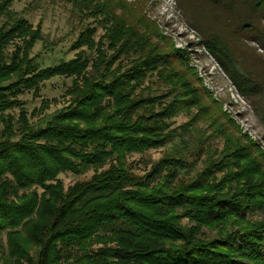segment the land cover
<instances>
[{
  "label": "trees",
  "instance_id": "16d2710c",
  "mask_svg": "<svg viewBox=\"0 0 264 264\" xmlns=\"http://www.w3.org/2000/svg\"><path fill=\"white\" fill-rule=\"evenodd\" d=\"M176 1L233 84L262 101L264 75L248 69L238 50L262 58L249 46L264 53V0ZM67 2L81 20L96 22L73 42L96 47L94 56L39 68L30 52L40 29L10 9L12 0H0L1 264H264V153L210 99L186 53L141 2ZM53 77L73 78L70 99L43 127L29 126L22 109L15 121L5 117L21 105V90ZM150 77L165 93L144 87ZM210 106L227 125L209 116ZM192 109L195 119L219 122L210 137L222 139L220 149L196 151L200 170L179 151L142 176L128 169V156L178 136L183 142L170 119ZM104 166L63 193L58 175Z\"/></svg>",
  "mask_w": 264,
  "mask_h": 264
},
{
  "label": "rangeland",
  "instance_id": "374dc122",
  "mask_svg": "<svg viewBox=\"0 0 264 264\" xmlns=\"http://www.w3.org/2000/svg\"><path fill=\"white\" fill-rule=\"evenodd\" d=\"M127 2H141L144 11L155 21L163 35L171 38L174 47L186 53L189 59V67L199 79L201 86L206 90L210 99L217 106H220L226 117L235 125L240 135L246 136L255 143L264 153V99L262 94L248 91L244 87L240 91L234 85L229 74L223 68L219 59L207 48L203 39L199 36L187 22L186 18L178 9L176 0H126ZM10 9L18 17L25 19L33 29L39 28L42 40L38 41L31 49L30 57H34L39 68L56 65L62 61L68 62L78 56H86L88 59L94 56L96 47L87 50L86 47L74 48L73 42L76 40L80 30L90 24L95 26L93 19L81 20L67 0H12ZM3 21L0 22V24ZM102 30L97 28L95 40L102 36ZM255 48L257 54L262 58L246 54L238 50V58L245 62L253 73L260 72L264 75V53L251 43L249 48ZM8 48V53L11 52ZM223 61V60H222ZM118 62L114 64L116 67ZM73 78L53 77L32 89H23L18 95L19 107H15L5 112V117L10 116L13 121L18 119L20 109L25 113L26 123L33 127H43L50 120L54 113L65 108L69 104V95L66 94L71 88ZM197 86V85H195ZM144 87L154 95L165 93L164 86L154 78H148L144 82ZM242 87V86H241ZM206 103V100H204ZM207 101L210 102L209 99ZM217 106H210L209 110L219 122L226 124V119L216 112ZM197 112L192 109L190 113L180 111L170 119V129H174L181 134L174 138L165 147L150 150L145 154L132 155L127 157L128 169L138 176H142L150 170L151 166L165 154L179 151L187 159V162L196 161V169L202 166L203 156L196 153L201 147L207 145L221 148L222 139L220 137H210L215 125L209 121L195 119ZM230 128V125L228 124ZM183 128L184 131L182 130ZM3 123L0 119V134L3 133ZM207 141V143H205ZM90 168L81 174L63 173L58 175L63 193L77 183L87 181L91 176L106 169ZM201 169V168H200ZM199 169V170H200ZM191 174L190 176H192ZM219 176V175H216ZM255 215L253 219H257ZM183 223H186L184 220ZM205 233L212 234L209 232ZM2 247L5 250V239L2 238ZM95 245L94 248H99ZM1 264V262H0Z\"/></svg>",
  "mask_w": 264,
  "mask_h": 264
}]
</instances>
